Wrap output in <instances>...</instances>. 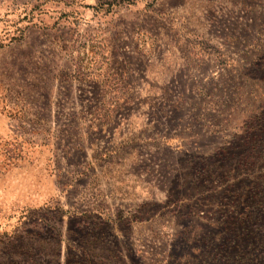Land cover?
I'll use <instances>...</instances> for the list:
<instances>
[{
	"label": "rangeland",
	"instance_id": "obj_1",
	"mask_svg": "<svg viewBox=\"0 0 264 264\" xmlns=\"http://www.w3.org/2000/svg\"><path fill=\"white\" fill-rule=\"evenodd\" d=\"M0 264H264V0H0Z\"/></svg>",
	"mask_w": 264,
	"mask_h": 264
}]
</instances>
